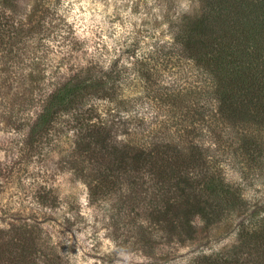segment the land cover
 I'll return each mask as SVG.
<instances>
[{"label":"rangeland","instance_id":"obj_1","mask_svg":"<svg viewBox=\"0 0 264 264\" xmlns=\"http://www.w3.org/2000/svg\"><path fill=\"white\" fill-rule=\"evenodd\" d=\"M10 1L8 6L16 12V23H25L34 0ZM53 2L57 15L49 14L40 21L42 29L27 37L26 47L21 44L24 49L17 50L19 58L7 57V63L0 61V244L7 240L5 231L12 224H31L43 231L42 243L36 247L30 248L29 241L25 242L35 264H188L199 256H214L232 246L237 241L233 230L240 220L236 217L207 227L196 216L197 231L192 237L179 238L162 232L152 235L146 230L155 220V202L149 199L155 191L151 184L146 183L148 189L139 192L131 189L130 179L108 178L111 186L106 189L101 185L104 182L97 181L101 180L99 176L90 184L74 168V163L84 161L89 175H94L92 169L108 165L111 154L102 149V137H96L88 127L81 131L75 128L69 112L56 111L44 116L45 101L53 84L63 83L83 71L91 52H103L110 58L114 48L120 54L137 43V54L148 53L154 42L170 37L173 22L199 7L197 1ZM128 58L123 55L121 65L128 72L118 93L134 101L133 112L144 116V126L139 127L138 136L122 133V127H113L111 142L117 146L125 140L135 144L149 140V144L154 138L153 127L164 126L161 134L168 127L167 135L161 138L177 143L193 140L210 147L208 153L220 160V173L250 208L247 213L264 211V127L260 126L257 133L251 127L245 128L250 137L256 134L260 141L258 149L250 139L241 138L244 127L224 129L222 122L212 123L211 115L203 120L199 107L206 104L208 107L203 109L210 112V103L188 95L190 86H184L193 82L191 78L197 81L198 73L187 65L176 67L174 72L163 71L162 89L158 90L156 85L151 93L161 100L158 109H154L149 106L144 80L136 78L133 66L124 65ZM6 65L10 69L5 74L1 70ZM178 71L183 74L178 75ZM163 85L176 88V92L181 89L183 102L171 103L166 93L172 88ZM89 107L98 126L105 118H114L109 124L118 123V116L109 115V108L114 111L107 99H92ZM123 115L127 118L126 111ZM91 137L97 138V144ZM243 145H250V151ZM250 152L252 156L247 155ZM99 173L100 170L95 175Z\"/></svg>","mask_w":264,"mask_h":264},{"label":"trees","instance_id":"obj_2","mask_svg":"<svg viewBox=\"0 0 264 264\" xmlns=\"http://www.w3.org/2000/svg\"><path fill=\"white\" fill-rule=\"evenodd\" d=\"M194 1L199 7L191 14L185 13L177 23L173 22L169 28L172 30L170 37L154 42L148 53L137 54L140 46L137 43L132 44L134 48L122 51L123 54H118L114 48L110 58L103 52H91L90 61L83 71L63 83L53 84V90L48 92L45 101L44 116L56 111L69 112L75 128L81 131L88 127L96 137H102V149L111 154L108 165L92 169L94 175H89L84 161L76 160L74 163V168L89 179L90 184L98 176L101 180L97 181L104 182L100 183L104 189L111 186L108 178L116 181L130 179L131 189L138 192L148 189L144 186L146 183L151 184L155 191L149 199L151 203L155 202L152 209L155 220L146 230L152 235L162 232L179 238L182 235L192 237L197 231L196 216L207 227L225 220L233 221L234 217L240 219L233 230L237 241L232 246L214 256H199L188 264H264V211L247 213L250 208L220 173L217 165L220 160L208 153L210 147L193 140L177 143L161 138L170 130L167 127L161 134L164 126L153 127L151 137L154 138L149 144V140L139 144L125 140L117 146L111 142L113 127L117 130L122 127V133L138 136L139 127L144 126V116L133 112L136 109L134 101L118 93L125 72H128L121 65L122 58L128 55L124 65L133 66L136 78L140 82L144 80V87L149 91V106L158 109L160 97L151 93L156 85H159L158 90L162 89L160 78L164 70L174 72L176 67L191 66L198 73V78L197 81L191 78L193 82L184 88L190 86L188 95L210 103V112L203 109L208 107L206 104L199 107L202 119L211 115L212 123L222 122L227 130L244 127L245 133L241 138L245 141L250 139L259 149V139L253 133L250 137L248 130L251 127L257 133L260 126L264 127V0ZM10 4V0H0V61L4 63L8 62L7 57L19 58L17 52L24 49L21 44L26 47L27 37L40 32L42 19L49 14L57 15L53 0H34L32 10L25 18L27 21L16 23V12L9 8ZM8 69L6 65L1 72L6 74ZM163 87L172 88L166 93L171 103L183 102L185 96L181 89L176 92V88ZM92 99H107L114 111L109 108V115L118 116V123L109 124L114 118H105L98 126L89 107ZM123 111H126L127 118L121 116ZM197 136L198 132L195 138ZM91 138L97 144V138ZM83 143V139L80 140L78 147L81 148ZM243 147L250 151V145ZM261 154L260 150L259 156ZM247 155L252 156V152ZM96 170H100L98 175H95ZM5 232L7 240L0 244V264H35L33 254L26 249L28 243L30 248L42 243V228L12 224ZM10 234H13L11 239Z\"/></svg>","mask_w":264,"mask_h":264}]
</instances>
